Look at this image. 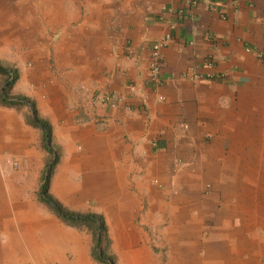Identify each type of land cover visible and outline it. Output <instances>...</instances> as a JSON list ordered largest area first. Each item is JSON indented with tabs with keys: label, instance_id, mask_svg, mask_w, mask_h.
<instances>
[{
	"label": "crops",
	"instance_id": "crops-1",
	"mask_svg": "<svg viewBox=\"0 0 264 264\" xmlns=\"http://www.w3.org/2000/svg\"><path fill=\"white\" fill-rule=\"evenodd\" d=\"M181 1L0 0V40L13 43L16 33L24 46L0 62H16L18 88L36 89L37 115L59 155L55 195L83 212L92 204L86 213L103 218L118 264H264V0L214 9L204 0L179 20ZM46 33L58 40L45 49ZM167 33L155 84L149 52ZM14 107L0 103V170L26 162L43 136ZM237 186L246 206L239 231L226 197ZM0 189V264H105L91 258L90 235L77 234L86 225L29 197L21 204L1 181ZM220 201L224 220L212 207ZM215 224L238 241L203 261Z\"/></svg>",
	"mask_w": 264,
	"mask_h": 264
},
{
	"label": "rangeland",
	"instance_id": "rangeland-1",
	"mask_svg": "<svg viewBox=\"0 0 264 264\" xmlns=\"http://www.w3.org/2000/svg\"><path fill=\"white\" fill-rule=\"evenodd\" d=\"M16 28H18V27H16ZM5 31H6V29H4V32ZM30 31H32V30H30ZM15 35H16V33L14 34L15 40L13 41V43H7V40H5V39L4 40H0V56L1 57H5L6 55H9L10 53H13V50H18L20 47H24L22 44H20L19 40H21V37L18 36L19 34H17V36H15ZM46 35H47V37L45 36L44 40H43V41H45V43L43 42L41 44V47H44L45 49H46L47 43L52 44L51 47H53V45L55 44L53 42L58 40L56 36L55 37L50 36V38H49V33H46ZM41 36H43V30H42V35ZM29 39H31V42H32V40H33L32 36H30V38H28L25 41V43L28 44V45L24 44L25 46H31L32 45V43L30 44V40ZM18 44H20V45H18ZM49 54L52 55L51 51H49ZM44 59H45V62L48 63V66H50V68L53 69L54 68L53 61L49 60V59H46L45 57H44ZM33 62H34L33 60L26 61L25 62L26 67L28 69H32ZM0 66H5V67L7 66V68L9 67L11 70H14V71H16V69H17L16 62H14V61H11V62L1 61L0 62ZM4 80H6V77L0 75V94H1V91H2V86H3ZM34 89H35V87H29V88L19 87L18 88L16 83H15L8 90V97L14 100L18 96H23V97H26V98L30 99L31 101H33V103H35V100L32 97V94H34V92H33ZM15 109L18 112L19 111L22 112L23 117H24V119L26 121L31 120L32 115H31V111H30V106L28 104L21 103V105H19L18 107L16 106ZM50 149H51V151H47L45 149L43 136L41 134L39 139H38V141H36V143H35L34 151H36V153L30 155L29 157H26V162L18 161V167L16 169L11 164H9V166H7L5 169H1L0 170V181L2 182L3 187L5 188L6 194L7 195H11V196L13 194L14 197L17 198V200L21 204L24 202L23 198L29 197L35 203H38L39 206H42L41 208L46 213L54 214L52 212V210L45 203H43L41 201V198H40V186L42 184L43 177L45 176L46 171L49 170L50 166L53 163V159L52 158H53V152H54L55 148L52 149L51 148V144H50ZM55 150H56L55 152L57 153L58 150L57 149H55ZM37 160L41 161V162L39 161L38 165H37ZM58 162H59V159L57 160L56 164L52 168V173H51L50 178H49V194L53 198H55L65 209H67L69 211H74V212L87 214L86 211H89L90 207L92 205L89 201H85L84 202L85 206L87 205V207H86L87 209L84 208L85 212H83L81 210H78L77 206L73 207V206L63 205L60 202L61 200L58 199V197L55 195V193L53 191V184H59V183L55 182V180H54V175H55V172H56V167L58 165L57 164ZM222 175L225 176V179L231 180V181L233 180L234 182L235 181L238 182L240 180L239 174H230L229 173V174H222ZM77 191L79 192L80 189H78ZM221 191L222 192H226V191L230 192V190H221ZM240 191H241L240 188H238V186H237V188L231 189L230 194L226 195V197L231 196V199H232V203L233 204L231 205L230 217L232 218V222H233L232 224H233V227H234V229L236 231L237 230L239 231V229L241 227V221L240 220H241V218H243V217H241V209H242V212H243V208H246V206L242 207V206H240V204H238L239 203L238 194L240 193ZM205 192H204L205 195L209 196L208 194L213 193V189H208V190L205 189ZM0 194H1V189H0ZM77 196H79L78 193H77ZM261 198H263V199H261V204H262L261 205V208H262L261 213H262V215L259 218H264V190L262 191V197ZM3 202H4L3 204L5 205V201H3ZM222 203L223 202L220 201L221 205L219 203H217L215 206L212 205V207L219 209V210L216 209V212H215L216 216L220 217L219 220H224L223 219V213H222L223 211L221 210V208H223L224 204H222ZM21 204H20V206H23ZM6 205L8 206V203H6ZM255 206H257V205H253V207H255ZM224 207H226V206H224ZM1 212H2V210L0 211V214H1ZM248 216H249V218H251L250 214ZM252 217H254V215ZM206 223H207L208 226H210L212 224V221H207ZM261 225L262 224H260V227H261ZM258 231L262 232V234H264V229L263 230H259L258 229ZM77 232H78L77 234L78 235L80 234L81 236H83L84 232L87 233L88 235H90V236H86V237L89 238L88 245H90V249H91L89 251V253L91 255V258L94 261H96L94 259L95 258L94 257L95 250L97 248L96 247V240H95V238H96V229L94 227H93V229H90L87 226H83V227L77 228ZM215 232H216V234H215L216 236L212 234V236L205 235L203 237V240H204L205 244L207 245V247L202 246L203 244L201 245L203 247V249L200 250V253H199L200 257L204 258V254H205L206 250L209 251L208 254L206 253L207 255L205 256L203 261H205V260L212 261L210 256L214 252L215 248L222 247L221 246L222 242H224V241L225 242H229L230 241V245L232 246V245H234L235 242L238 241V237L237 236L232 237V238L231 237H229V238L225 237L223 235L222 228H220L219 226H217ZM221 232H222V234H221ZM105 235L106 236H104V238L102 240V244H100V246H99V243H97V246H99V250L101 248L104 249L106 255L112 257L113 260H114V263L118 264L117 258L112 254L113 239H111V237L108 235V233L105 234ZM211 238H212V240H210ZM213 255H214V253H213ZM215 262H216V264H219L217 259H215L213 263L215 264Z\"/></svg>",
	"mask_w": 264,
	"mask_h": 264
},
{
	"label": "trees",
	"instance_id": "trees-1",
	"mask_svg": "<svg viewBox=\"0 0 264 264\" xmlns=\"http://www.w3.org/2000/svg\"><path fill=\"white\" fill-rule=\"evenodd\" d=\"M0 75L6 77L5 80L6 85L2 90V94H0V103L5 106H19L21 105V103L28 104L31 107V112H32V117L30 122L33 126L39 127L42 130L43 138H44V147L47 151H51L50 149L51 136H52L51 126L47 121L41 119L37 115V111L33 101L23 96H18L14 100L8 97V90L11 88L13 83L18 78L16 71L0 66ZM52 159H53V163L47 172V176L43 177V183L41 184L40 187L41 201L45 203L64 222L71 224L79 223L82 225H86L88 228L91 229H93L94 227L96 229V233L98 234V236L96 234L95 240L97 241V243L102 244V240L104 238L106 231V226L101 216H97L95 214L76 215L65 209L55 198H53L49 194V178L52 173V168L54 167V165L58 160V155L54 152ZM94 257L95 259H97L102 263L114 264L112 257L106 255L105 250L102 248L97 253L95 250ZM106 259H108L109 262H106Z\"/></svg>",
	"mask_w": 264,
	"mask_h": 264
},
{
	"label": "built area",
	"instance_id": "built-area-1",
	"mask_svg": "<svg viewBox=\"0 0 264 264\" xmlns=\"http://www.w3.org/2000/svg\"><path fill=\"white\" fill-rule=\"evenodd\" d=\"M204 0H182L180 6L176 10V16L179 20L186 17L187 12L192 8L203 2ZM211 2L213 6V9L216 7V4L223 0H208ZM223 17V15H222ZM174 25L170 24L169 28L172 29ZM206 38H210L209 34H206ZM171 40V35L169 33L163 34L159 37L157 41H155L149 52V58H148V71L151 76V80L155 82V84H159L160 77H161V71L163 66V59H162V49L167 45V43ZM259 58L264 57L263 54L258 53ZM196 75L194 76L195 79ZM104 101H108L107 99H104ZM122 102V99H119L118 102ZM113 107L115 105H112Z\"/></svg>",
	"mask_w": 264,
	"mask_h": 264
},
{
	"label": "water",
	"instance_id": "water-1",
	"mask_svg": "<svg viewBox=\"0 0 264 264\" xmlns=\"http://www.w3.org/2000/svg\"><path fill=\"white\" fill-rule=\"evenodd\" d=\"M47 145H48V143H47ZM47 169H48V168H47ZM97 249H99V247H98ZM106 262H109V260H108V259H106Z\"/></svg>",
	"mask_w": 264,
	"mask_h": 264
},
{
	"label": "clouds",
	"instance_id": "clouds-1",
	"mask_svg": "<svg viewBox=\"0 0 264 264\" xmlns=\"http://www.w3.org/2000/svg\"><path fill=\"white\" fill-rule=\"evenodd\" d=\"M47 172H48V170L46 171V173H45V176H44V177H46V176H47Z\"/></svg>",
	"mask_w": 264,
	"mask_h": 264
}]
</instances>
